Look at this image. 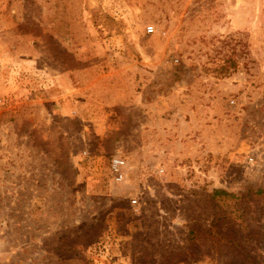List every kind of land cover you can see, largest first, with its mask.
<instances>
[{
    "label": "rangeland",
    "instance_id": "374dc122",
    "mask_svg": "<svg viewBox=\"0 0 264 264\" xmlns=\"http://www.w3.org/2000/svg\"><path fill=\"white\" fill-rule=\"evenodd\" d=\"M0 264H264V0H0Z\"/></svg>",
    "mask_w": 264,
    "mask_h": 264
},
{
    "label": "built area",
    "instance_id": "2783aa9c",
    "mask_svg": "<svg viewBox=\"0 0 264 264\" xmlns=\"http://www.w3.org/2000/svg\"><path fill=\"white\" fill-rule=\"evenodd\" d=\"M149 30H153V27L150 26ZM125 161L121 157H114L111 161V170L115 175L117 181H121L124 178L123 166Z\"/></svg>",
    "mask_w": 264,
    "mask_h": 264
}]
</instances>
